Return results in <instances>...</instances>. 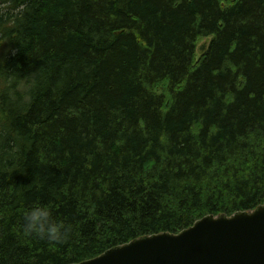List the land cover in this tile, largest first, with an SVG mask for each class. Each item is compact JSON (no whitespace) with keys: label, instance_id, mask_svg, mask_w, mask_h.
Masks as SVG:
<instances>
[{"label":"trees","instance_id":"trees-1","mask_svg":"<svg viewBox=\"0 0 264 264\" xmlns=\"http://www.w3.org/2000/svg\"><path fill=\"white\" fill-rule=\"evenodd\" d=\"M0 1V264L264 204V0ZM36 205L70 239L25 233Z\"/></svg>","mask_w":264,"mask_h":264},{"label":"water","instance_id":"water-1","mask_svg":"<svg viewBox=\"0 0 264 264\" xmlns=\"http://www.w3.org/2000/svg\"><path fill=\"white\" fill-rule=\"evenodd\" d=\"M71 264H264V204L208 214L180 232L145 235Z\"/></svg>","mask_w":264,"mask_h":264},{"label":"clouds","instance_id":"clouds-1","mask_svg":"<svg viewBox=\"0 0 264 264\" xmlns=\"http://www.w3.org/2000/svg\"><path fill=\"white\" fill-rule=\"evenodd\" d=\"M8 5H0L6 8ZM24 232L34 234L40 239L63 243L70 239L72 226L54 217L52 210L44 205H36L26 211Z\"/></svg>","mask_w":264,"mask_h":264},{"label":"rangeland","instance_id":"rangeland-1","mask_svg":"<svg viewBox=\"0 0 264 264\" xmlns=\"http://www.w3.org/2000/svg\"><path fill=\"white\" fill-rule=\"evenodd\" d=\"M6 3H4L3 1H0V5H4ZM9 10L8 6L6 8H0V15H2L3 13H6ZM7 48H3L2 46H0V50H6Z\"/></svg>","mask_w":264,"mask_h":264}]
</instances>
